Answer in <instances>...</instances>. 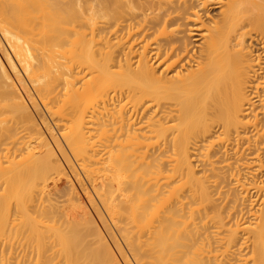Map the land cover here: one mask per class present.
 I'll list each match as a JSON object with an SVG mask.
<instances>
[{
    "label": "bare ground",
    "instance_id": "obj_1",
    "mask_svg": "<svg viewBox=\"0 0 264 264\" xmlns=\"http://www.w3.org/2000/svg\"><path fill=\"white\" fill-rule=\"evenodd\" d=\"M0 52V264H264V0H0Z\"/></svg>",
    "mask_w": 264,
    "mask_h": 264
},
{
    "label": "rangeland",
    "instance_id": "obj_2",
    "mask_svg": "<svg viewBox=\"0 0 264 264\" xmlns=\"http://www.w3.org/2000/svg\"><path fill=\"white\" fill-rule=\"evenodd\" d=\"M6 46H7V45H6ZM6 46H5V47H6ZM2 52H3V51H2ZM0 54H1L2 58H3V61L5 60V62L8 63V59L5 58L6 56L4 57V56H3V53H1V52H0ZM4 58H5V59H4ZM9 66H10V65L7 64V67H9ZM9 69H10V68H9Z\"/></svg>",
    "mask_w": 264,
    "mask_h": 264
}]
</instances>
